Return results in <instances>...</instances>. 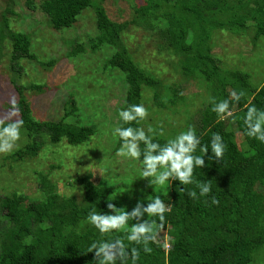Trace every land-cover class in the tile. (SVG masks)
Instances as JSON below:
<instances>
[{
  "label": "trees",
  "instance_id": "obj_1",
  "mask_svg": "<svg viewBox=\"0 0 264 264\" xmlns=\"http://www.w3.org/2000/svg\"><path fill=\"white\" fill-rule=\"evenodd\" d=\"M108 1L26 0L25 4L28 9L41 10L57 30L73 27L83 12L94 11L96 34H88L91 49L112 50L104 68L119 71L125 83L123 104L117 114L132 104H143L148 112L154 107L160 115L165 110L185 114L181 122L161 117L148 128L146 118L125 124L118 116L116 127L143 128L154 142L164 145L193 126L201 139L194 155H203L201 148L209 146L205 166L194 168L191 184L183 186L171 179L165 193L150 191L149 199L159 196L170 209L163 221L148 217L157 225L155 240L148 245L151 253H145L142 244L129 242L124 230L101 234L91 224L90 213L109 214L112 186L97 183L94 174L88 172L66 183L78 193L61 192L51 172L36 171L40 195L13 191L0 196V264H98L91 244L118 238L129 250L124 264H134L132 248L139 250L135 264H264V142L249 137L244 122L250 107L264 111V84L252 81L247 71L226 67L215 52L214 42V35L222 31L236 38L249 37V45L253 31L251 44L257 48L264 40V0H125L129 11L123 19L111 16ZM13 4L11 0L0 16V64L9 41L13 72L10 90L18 96L15 109L11 101L9 105L18 113L16 121H23L20 134L27 140L7 158L24 162L38 156L43 148L58 147L63 141L73 146L91 143L98 128L68 119L76 118L80 110L75 97L66 101L60 119L40 120L35 117L32 101L23 94L24 85H16L24 69L21 60H36L37 56L32 51L31 35L10 25ZM133 28H143L150 34L157 54L169 58L174 72L182 76L180 80L166 82L154 68L136 59L128 43ZM86 50L78 43L69 55L75 57ZM55 63L52 60L42 65L52 67ZM188 81L203 88L198 94L202 107L196 114L190 110V100L197 99L185 93L184 83ZM31 85L44 90L42 85ZM233 91L244 95L236 101L230 95ZM225 99L229 100L231 116L212 110ZM150 100L153 104L145 106ZM178 123L181 125L176 126ZM214 133L221 135L226 148L222 158L209 161V156L214 157L210 148ZM238 134L244 138L242 143ZM121 143L118 138L116 150ZM140 148L145 149L143 142ZM137 161L143 169V156ZM200 184L210 185L211 191L201 196ZM124 187L126 184L118 189ZM142 192L148 194V190ZM192 192L195 196L189 195ZM144 196L142 201L148 203ZM214 199L218 202L213 203ZM128 223L131 226L135 222Z\"/></svg>",
  "mask_w": 264,
  "mask_h": 264
},
{
  "label": "rangeland",
  "instance_id": "obj_2",
  "mask_svg": "<svg viewBox=\"0 0 264 264\" xmlns=\"http://www.w3.org/2000/svg\"><path fill=\"white\" fill-rule=\"evenodd\" d=\"M12 1L15 12L8 16L10 25L15 30L31 35L32 51L37 56L36 60H21L24 69L21 79L16 83L24 85L23 94L32 101L35 117L40 120L60 119L65 114L66 101L73 96L77 99L80 110L76 118L71 116L68 119L95 125L99 131L87 145L73 146L63 141L58 147L43 148L38 156L24 162L7 158L26 142V137L20 134L11 152H0V166H4L0 168V196L13 191L31 196L40 195L36 171L51 172L52 178L58 182L60 191L67 193L71 191L78 193V190L75 191L74 187L66 184L67 181L92 172L94 181L97 183L102 181L112 186L109 203L117 208H125L129 212L138 202L147 205L142 201L143 189L148 190V194L144 196L148 202L151 190L165 193L168 189L167 183L164 186L151 185L150 177H141L143 171L141 163L120 155L116 150L118 137L113 135V129L118 122L117 112L123 104L126 88L119 71L104 68L105 58L112 50L101 48L94 52L91 49L88 34H96L94 11L88 9L83 12L73 27L57 30L52 27L49 18L41 10L28 9L26 0ZM10 2L11 0H0V16ZM107 7L111 16L117 19H123L129 11V5L125 0H109ZM131 35L133 37L128 43L137 60L154 68L166 82H176L182 78L168 63L169 58L157 54L155 43L145 29L133 28ZM252 35L253 31L250 32L248 45L249 37L236 38L228 32H218L214 35L215 52L222 58L226 67L234 69L238 67L249 72L252 81L260 83L261 86L264 84V40H260L257 48H254L251 44ZM78 43L85 46L86 52L75 57L70 56L72 48ZM4 52L5 57L0 64V121L7 125L16 121L18 117L17 111L9 105L12 97L18 100L17 94L10 90L13 74L10 70L11 42L6 41ZM52 60L56 61L52 67L42 65L43 62L48 63ZM31 84L42 85L44 90L38 91ZM184 85L185 93L190 98L197 99L193 102L190 100V110L196 114L202 107V100L198 94L203 92V88L193 81H188ZM149 95L146 93V96ZM152 104L151 100L146 101L145 106ZM161 117L165 121L171 120L175 123L181 122L185 114L181 112L174 115L171 111L165 110L160 115L156 108L152 107L146 117L145 128ZM179 125L181 123L176 124ZM238 137L242 143L243 136L238 134ZM124 184L126 187L118 189V186ZM107 211L111 214V209L108 208ZM147 219L148 214L144 213L139 219L132 221L139 223Z\"/></svg>",
  "mask_w": 264,
  "mask_h": 264
},
{
  "label": "clouds",
  "instance_id": "obj_3",
  "mask_svg": "<svg viewBox=\"0 0 264 264\" xmlns=\"http://www.w3.org/2000/svg\"><path fill=\"white\" fill-rule=\"evenodd\" d=\"M231 97L239 101L243 92L235 91L230 93ZM12 104L15 109L16 100L12 97ZM218 115L226 114L231 116L229 111V100L225 99L214 105L213 109ZM148 111L143 104H132L119 111L118 116L125 124L132 121L143 120L147 117ZM247 125V135L255 137L261 142H264V111L258 110L255 106L248 109L244 120ZM3 121H0V125ZM23 125L22 120L15 121L11 124L0 128V152H11L16 140L20 138V128ZM149 128L148 132L152 133ZM113 135L118 137L122 142L118 150L120 155L130 157L134 160H140L143 156V171L141 177H150L151 185L164 186L170 184L171 179L178 180L180 184L187 185L193 182V170L195 167L202 168L205 166V155L208 152V145L201 148L203 155H194L198 146L201 145V139L193 126H189L186 131H181L174 139H169L166 144L161 145L154 142L151 135L146 134L143 128L132 126H118L113 129ZM140 142H143L145 149L142 151ZM211 152L213 156H209L211 161L213 158L220 159L224 155L226 145L222 142V137L219 133H214L210 141ZM200 195L205 196L211 191V186L208 184L198 185ZM195 196V192L189 193ZM149 202L144 206L138 202L136 207L131 211L125 208H117L114 204L109 203L108 208L111 209V214L92 212L89 219L92 225L99 230L101 234L109 233L114 230H124L126 239L135 244H142L145 253H151L152 249L148 246L150 241L155 240L157 225L147 219L143 222L132 223L129 226V221L139 219L144 213L148 217H159L160 221L164 220V214L170 211L166 207L164 201L156 196L149 199ZM215 199L213 203H217ZM95 251L98 264H116L119 260L120 264L129 256V250L126 248L122 239L113 241H95L90 246V251ZM131 258L135 262L139 259V250L132 248L130 250Z\"/></svg>",
  "mask_w": 264,
  "mask_h": 264
}]
</instances>
